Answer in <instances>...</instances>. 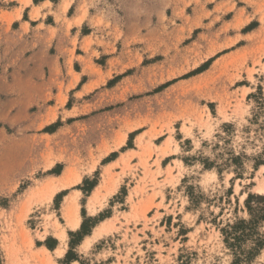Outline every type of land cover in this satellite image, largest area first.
Segmentation results:
<instances>
[{"label": "rangeland", "instance_id": "374dc122", "mask_svg": "<svg viewBox=\"0 0 264 264\" xmlns=\"http://www.w3.org/2000/svg\"><path fill=\"white\" fill-rule=\"evenodd\" d=\"M51 1L0 13V264H264V0Z\"/></svg>", "mask_w": 264, "mask_h": 264}, {"label": "crops", "instance_id": "0c3cea01", "mask_svg": "<svg viewBox=\"0 0 264 264\" xmlns=\"http://www.w3.org/2000/svg\"><path fill=\"white\" fill-rule=\"evenodd\" d=\"M62 2L64 0H61ZM17 4H15L14 6L12 7H6V8H2L0 9V13L1 12H6V16H12V20H11V23L10 25H13V23H15L17 20H20V23L19 25H25L26 23L20 19L23 14H24V11L27 7H30L31 8V11L33 12L35 9L39 8L41 14L45 11V9H48L46 7H48L49 5L51 6H56V4L54 2H52L51 0H40L39 2H34V0H31L28 4L27 3H24L22 2L21 0H17ZM5 21V20H3ZM5 23V22H4ZM5 25H8V23H5Z\"/></svg>", "mask_w": 264, "mask_h": 264}, {"label": "trees", "instance_id": "16d2710c", "mask_svg": "<svg viewBox=\"0 0 264 264\" xmlns=\"http://www.w3.org/2000/svg\"><path fill=\"white\" fill-rule=\"evenodd\" d=\"M87 226H86V223L84 222L83 224H82V232L81 233H86L87 232ZM78 233V232H77ZM77 233H73V235H76Z\"/></svg>", "mask_w": 264, "mask_h": 264}, {"label": "bare ground", "instance_id": "6f19581e", "mask_svg": "<svg viewBox=\"0 0 264 264\" xmlns=\"http://www.w3.org/2000/svg\"><path fill=\"white\" fill-rule=\"evenodd\" d=\"M262 188H263V187H262V183H261V184L259 185V189H262ZM80 220H81V219H78V220H77V222H76V223H77L76 226H79V225H80Z\"/></svg>", "mask_w": 264, "mask_h": 264}]
</instances>
